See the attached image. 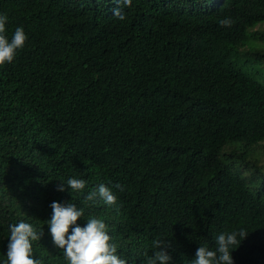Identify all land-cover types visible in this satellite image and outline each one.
I'll return each instance as SVG.
<instances>
[{"label": "trees", "instance_id": "trees-1", "mask_svg": "<svg viewBox=\"0 0 264 264\" xmlns=\"http://www.w3.org/2000/svg\"><path fill=\"white\" fill-rule=\"evenodd\" d=\"M0 13L9 38L28 36L0 66V260L23 219L43 227L34 256L66 264L47 225L57 201L105 220L129 264L155 238L188 264L240 227L234 264H264V50L250 32L264 0H0ZM71 176L88 186L57 191ZM101 183L125 187L118 211L85 204Z\"/></svg>", "mask_w": 264, "mask_h": 264}, {"label": "clouds", "instance_id": "clouds-1", "mask_svg": "<svg viewBox=\"0 0 264 264\" xmlns=\"http://www.w3.org/2000/svg\"><path fill=\"white\" fill-rule=\"evenodd\" d=\"M125 8L131 7L132 0H114ZM113 15L119 20H125L126 15L121 7L112 9ZM8 16L0 13V66L12 63L18 50L24 48L28 36L22 26H17L11 37L6 34ZM220 26L231 27L234 23L231 17L219 19ZM61 181V180H60ZM68 186L72 192L80 193L88 186L84 179L69 177L57 185V191H65ZM113 188L123 192L125 187L119 183L106 186L104 183L90 189L83 197L89 207L101 201L117 209V196ZM51 217L47 220L48 231L52 243L60 249L66 264H129L118 249L120 245L114 242L109 233V225L105 220L94 215L85 218V211L77 207L75 203H50ZM83 217L86 223L81 226L78 220ZM9 235L7 237L6 253L0 260V264H44L43 258L34 256L33 243L41 241L44 232L43 227L37 229L30 222L20 219L16 223L7 225ZM248 230L240 227L231 231L219 232L215 237V248H209L207 244L197 247L194 257L188 264H234L231 250L235 249L242 239L246 238ZM172 242L167 238H155L151 242L152 254L145 252L142 264H169L171 256L168 249Z\"/></svg>", "mask_w": 264, "mask_h": 264}, {"label": "rangeland", "instance_id": "rangeland-1", "mask_svg": "<svg viewBox=\"0 0 264 264\" xmlns=\"http://www.w3.org/2000/svg\"><path fill=\"white\" fill-rule=\"evenodd\" d=\"M250 32L253 33L252 42L255 43L254 48H260L264 50L261 45H264V22L256 24L250 28ZM255 157L257 159V165L264 167V140L260 141L255 146Z\"/></svg>", "mask_w": 264, "mask_h": 264}]
</instances>
